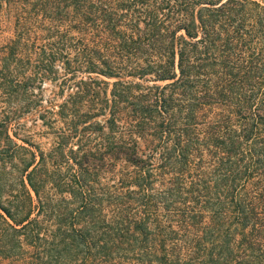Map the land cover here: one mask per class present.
<instances>
[{
    "label": "trees",
    "instance_id": "1",
    "mask_svg": "<svg viewBox=\"0 0 264 264\" xmlns=\"http://www.w3.org/2000/svg\"><path fill=\"white\" fill-rule=\"evenodd\" d=\"M259 2L0 0L13 33L0 88L24 89L56 63L87 74L56 114L75 137L105 140L84 151L76 184H40L43 156L11 199L0 184V246L31 248L25 264H264ZM238 14L247 30L231 31ZM97 76L116 79L109 99ZM96 153L126 160L116 184L82 172Z\"/></svg>",
    "mask_w": 264,
    "mask_h": 264
},
{
    "label": "rangeland",
    "instance_id": "2",
    "mask_svg": "<svg viewBox=\"0 0 264 264\" xmlns=\"http://www.w3.org/2000/svg\"><path fill=\"white\" fill-rule=\"evenodd\" d=\"M251 1L259 2V0ZM247 9L255 10L251 5H248ZM242 19L239 14L229 18L227 25L229 24L230 30L242 29L244 22ZM0 28L1 52L13 33L12 25L7 22ZM243 29L247 30V27L244 26ZM60 66L56 63L54 72L50 76H38L24 89L12 87L5 91L0 88V124L3 125L4 130L0 135V184H4L2 201L6 198L11 199L8 197L9 192L15 193L19 184L27 186L26 174L34 166L39 165L41 156L44 165L40 167L45 173V183L40 184H49L48 187L54 184H60V187L76 184L77 176L81 171L78 162L83 160L84 151L91 148L92 152H96V147L105 143L99 129L93 134L85 133L82 139V134L75 137L72 133L74 126L56 114L64 100L76 90L77 82L88 77L87 74L71 77V74L64 73ZM22 71L18 69L16 74ZM90 76L96 77L94 74ZM97 80L107 82V85L101 83L100 88L106 92L109 99L112 82L116 79L97 76ZM153 84L164 85L165 82H142L145 86ZM99 120L102 124L105 119L99 118ZM85 126L86 124L77 126L78 131H82ZM6 135L9 136L10 141L5 138ZM100 153L88 156L89 167L85 170L86 165L83 164L82 172L88 170L92 184H116L121 168L124 170L126 168V160L121 157L103 160L100 158ZM143 158L147 156L143 155ZM159 158L160 153L156 152L149 161L156 165ZM31 162L32 166L22 173L25 164ZM1 213L3 215V212ZM33 216L34 214L31 217ZM11 248H13L11 244L6 242L0 246V264H25L32 261L31 248Z\"/></svg>",
    "mask_w": 264,
    "mask_h": 264
}]
</instances>
